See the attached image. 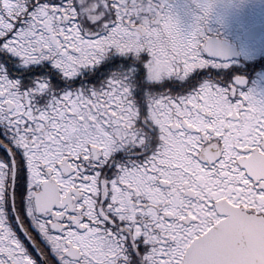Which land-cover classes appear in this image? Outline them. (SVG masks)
Returning <instances> with one entry per match:
<instances>
[{
    "label": "snow or ice",
    "instance_id": "obj_1",
    "mask_svg": "<svg viewBox=\"0 0 264 264\" xmlns=\"http://www.w3.org/2000/svg\"><path fill=\"white\" fill-rule=\"evenodd\" d=\"M192 2L0 0V264H264V90Z\"/></svg>",
    "mask_w": 264,
    "mask_h": 264
},
{
    "label": "flooded vegetation",
    "instance_id": "obj_2",
    "mask_svg": "<svg viewBox=\"0 0 264 264\" xmlns=\"http://www.w3.org/2000/svg\"><path fill=\"white\" fill-rule=\"evenodd\" d=\"M191 22L198 14L192 0H183ZM207 30L223 42L232 67L248 86L264 90V0H214Z\"/></svg>",
    "mask_w": 264,
    "mask_h": 264
}]
</instances>
